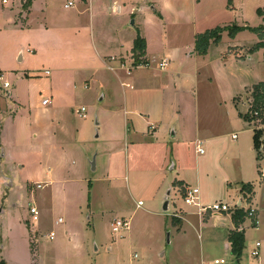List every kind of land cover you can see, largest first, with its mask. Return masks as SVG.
Instances as JSON below:
<instances>
[{
  "label": "rangeland",
  "instance_id": "374dc122",
  "mask_svg": "<svg viewBox=\"0 0 264 264\" xmlns=\"http://www.w3.org/2000/svg\"><path fill=\"white\" fill-rule=\"evenodd\" d=\"M3 1L0 260L5 264H235L212 230L187 224L182 233L177 232V220H182L175 214L182 216L193 206L186 205L183 188L176 189L174 183L183 180L198 187L202 205L210 206L228 190L233 196L236 182L231 189L211 179L199 184V163L207 161L205 172L212 177L234 169L239 144L246 137L254 141L255 131L261 133L264 153V116L246 120L253 91L241 94L245 85L264 80L263 51L250 60L228 54L230 46L251 45L257 37L244 32L232 44L224 34L208 59H188L182 69L197 68L199 81L196 84L189 77L177 84L179 115L171 120L169 144L165 141L158 151L136 155L124 150L112 155L107 149L102 131L115 107L113 92L108 90V99L101 100L106 91L85 72L93 61L85 46L109 35L128 43L146 32L157 48L161 45L156 40L164 36L170 47L188 43L193 32L219 26L258 27L262 21L256 10L264 7V0H233L231 6L229 0H33L27 14L32 0ZM69 2L74 5L65 8ZM21 12L24 20L17 23ZM243 49L247 48L240 47L237 54L245 55ZM22 50L25 61L20 58ZM77 68L81 73L64 85L70 74L60 75V69ZM5 83L10 87L4 88ZM44 99L51 103L43 106ZM82 108L85 117L79 115ZM115 127L126 142L125 131L118 130V124ZM172 132L178 138L170 137ZM211 134L220 137V146L205 144L204 154L197 153L195 138L203 140ZM170 188L173 193L168 198ZM166 200L171 203L169 210H164ZM33 207L39 210L37 222L30 212ZM120 219L129 222V229L114 234L113 224ZM191 220L195 223L196 217ZM244 227L242 264H249L257 238L249 219Z\"/></svg>",
  "mask_w": 264,
  "mask_h": 264
},
{
  "label": "crops",
  "instance_id": "0c3cea01",
  "mask_svg": "<svg viewBox=\"0 0 264 264\" xmlns=\"http://www.w3.org/2000/svg\"><path fill=\"white\" fill-rule=\"evenodd\" d=\"M3 2L7 3L6 0H4ZM229 4L230 6L233 5V0H229ZM32 6L33 0L30 2V7L25 11V14L31 11ZM258 9L259 8H257V10ZM117 12L118 14L121 13L120 7H118ZM156 12H158V15L160 17L162 16L161 12H159L158 10H156ZM23 14L24 12L19 13V19L17 20V23H20V20H24ZM258 18L262 21L259 26H264L263 18L259 16ZM21 24L27 25L26 23ZM240 27L252 26L243 25ZM244 32L237 34L235 38L229 37L231 39V43L233 44L234 41H237L240 35ZM249 33L255 35L257 37V41L251 45L230 46L228 54H234L236 59L245 57L241 60H245L247 58H249L250 60L252 59L254 54L259 53L260 51H263L264 55V49L252 52L253 47L258 42H260V39L256 34L252 32ZM139 34L146 40L147 48L145 55L146 58L151 62V67L149 68H135L132 71H128L126 68L121 67V63L131 62V58L133 56L134 41L138 35L128 43L122 42L123 40L119 38L115 39V35H109L108 37H104V39H99L97 41L98 44L95 40L91 39L90 43L88 42L85 46L86 51L89 52L90 57H92L91 59L93 60L92 65L88 66L85 69V72H87L89 76L92 77L91 79L93 80V82L96 85H99L102 91H106V95H104L101 100L108 99V90L113 92V94H111V102L115 103V107L110 111L111 116H108L105 119V130L102 131L105 135L104 139L106 140L108 146L107 149L111 152L112 155H117L121 150H124L125 154L128 155L150 153L153 150H159V147L163 145V142L167 141L166 137H168L171 120L178 118L179 115V111H177L176 109V107H179V103L175 102L177 99H180V97H177V84L179 82L186 81L189 77H193L194 79H196V84H198L199 81L198 69L196 68L192 72L185 71L182 69L184 67V64L188 59L196 56H199V58H202L203 60L208 59L211 49L219 45L223 40L224 34L228 35V32L226 31L222 34V40L219 44L212 43L210 45L208 53L205 56H201L195 51V39L196 36L201 33L193 32L192 38H190L188 43L185 42L179 44L178 46L170 47L168 46L169 39L166 36L161 37L159 40H156L159 41V44L161 45V47L159 48H157L156 44H154L155 39L148 36L146 32ZM240 47L247 48L240 51H246L245 55L237 54V52L240 50ZM91 50L94 51V55H92V53L90 52ZM28 53L33 54V51L29 50ZM21 54L23 57L21 61H25L23 50ZM223 60H225V57H223ZM162 62H166V64L163 68H160L159 64ZM172 65H174V67H172ZM110 67L112 68V70L110 69ZM67 71L70 75L68 80L64 82V85L66 83L70 85L72 79H76L75 76H78V73H81L80 68L74 70L60 69L59 72L61 75ZM71 73H73V77L71 76ZM49 75L50 73L47 76ZM25 77L28 78L30 77V75L28 74ZM74 82H76V80ZM261 82H264V80L245 85L244 90L241 94H245V92L247 90L249 91L250 89L251 91H253L254 87ZM64 89L65 87H62L57 91V102L60 101L62 97L61 92ZM236 98L233 100V103H236ZM250 99L252 100V98ZM48 100L50 104L51 99ZM248 103V101L244 102L247 108H249ZM79 115L85 117V115L82 114L81 111L79 112ZM116 124L119 125L118 130L125 131L124 134L126 137V142L122 143L123 137L119 133H117V129L115 127ZM170 137L178 138V133L172 132ZM233 139L238 140V136L236 138H234L233 136ZM220 140L221 139L218 135L211 134L205 137L203 140L195 138L194 141L196 146L200 141L201 147L205 144H210L212 147L218 148L221 144ZM166 143H168V141ZM241 143L244 144L241 145ZM241 143L239 144L240 150L236 158L238 162L237 166L234 169L225 171L221 176H218L216 173L214 174V177L206 174L205 163L207 161H203L202 164L204 167H202V164L199 163V174L197 180L199 184L206 183L211 179L220 182L222 187L225 186L231 189L232 183L236 182L235 188L232 189V191L234 192L233 196H230V192L228 190V192L225 193V196L222 199L215 201L230 204V212L221 214H212L211 212L199 213V209L193 206L191 210H185V214L182 216L178 215L177 213L175 214L176 217H179L182 220L179 230L177 228L176 229L178 233H182L187 224H191L195 227V229L199 230L200 228H203L204 230L210 229L212 230L215 238H220L224 241V250L226 252H229V233L232 230H236V227L232 220L233 213L238 209L249 211V209L252 208L256 212V218L258 221V225L254 227L253 230L257 238L255 246L257 243H260V255L259 257H253L251 255V250L250 255L252 258V262H250L249 264H264V153H261V159H258V153H256L254 147V141L253 139H250V137H246ZM259 173H261L262 175L261 178L258 177ZM4 180L6 181L5 184H7L8 178H4ZM181 182H183L185 190L186 188L191 187L187 182L183 180ZM244 185H250L253 192L251 194L245 193V191L243 190ZM176 189L179 188L177 187ZM170 191L171 194L168 196V198L171 197L173 188H170ZM140 203L142 204V201H140L139 204ZM170 205L171 203H169V208ZM235 205H237L239 208L235 209ZM193 216L196 217L195 223L191 220ZM59 220L58 223H60ZM246 221L241 227L245 226ZM240 228H238L239 231ZM244 232L246 247L247 236L245 227ZM242 257L239 263L234 260L235 264H242ZM221 262L224 263L223 261ZM216 263H218V261Z\"/></svg>",
  "mask_w": 264,
  "mask_h": 264
},
{
  "label": "trees",
  "instance_id": "16d2710c",
  "mask_svg": "<svg viewBox=\"0 0 264 264\" xmlns=\"http://www.w3.org/2000/svg\"><path fill=\"white\" fill-rule=\"evenodd\" d=\"M31 2V1H30ZM257 15L259 17L263 18L264 21V8H259L257 10ZM228 32V35L230 38H235L237 34L244 32V31H249L258 36L260 39V42H258L252 49V52L258 51L260 49H264V26H259L256 28L253 27H240L237 25L234 26H227V27H217L212 30H208L204 33L198 34L195 39V51L201 55L205 56L208 53L210 45L213 44H219L222 40V34L224 32ZM146 40L142 38L140 35L137 36V38L134 41V47H133V55L136 60V63H139L141 61H146ZM252 106L250 107L251 109L249 112L244 116L246 120L248 121H255L259 120L264 116V82H261L257 84L252 92ZM259 112L258 117H253L251 112ZM255 140H254V147L255 150L258 153V159H261V147L259 143V137H260V132L255 131ZM174 186H177L180 188L183 192V197H185V187L183 185V182L181 181H176L174 183ZM243 190L247 194H251L253 192L252 187L250 185H244ZM181 192V193H182ZM249 211H245L244 209H238L236 210L233 215H232V220L233 223L236 227V230H232L229 233L228 241L230 244V251L231 254L234 257V260L239 263L243 251L245 249V232L239 231L238 228H240L243 223L246 221L248 218ZM177 223L180 224L181 222L177 220ZM0 264H5V262L0 260Z\"/></svg>",
  "mask_w": 264,
  "mask_h": 264
},
{
  "label": "built area",
  "instance_id": "2783aa9c",
  "mask_svg": "<svg viewBox=\"0 0 264 264\" xmlns=\"http://www.w3.org/2000/svg\"><path fill=\"white\" fill-rule=\"evenodd\" d=\"M74 4L73 2H69L67 5H65L66 8L72 7ZM166 62H162L159 64L160 68H163L165 66ZM121 67L122 68H126L128 71H132L135 68H149L151 67V62L150 60H146V61H141L139 63H136V60L134 58V55L131 58V62H123L121 63ZM110 69L112 70V68L110 67ZM46 74H49V72H46ZM10 85L8 83L4 84V88H9ZM49 104V100L45 99L43 101V105H48ZM251 106H252V101H251ZM250 106V107H251ZM86 109L82 108L81 112H85ZM252 116L254 117H258L259 116V112L255 111L254 113L251 112ZM237 136L234 135V138H236ZM197 152L199 154H204V150L201 147V142L199 141L197 143ZM39 188H42V185L39 184L38 185ZM200 191L198 187H189L186 188L185 190V197H184V201L186 203V205L188 206H194L197 207L199 209V213H207V212H211L212 214H221V213H227L230 212L231 210V205L227 204V203H221V202H216L210 206H203L201 204V200L199 197ZM141 204V203H140ZM235 209H238L239 207L237 205L234 206ZM32 216H33V220L35 222H37L39 220V212L36 208H31L30 210ZM248 218L252 223V227H256L258 225V221L256 218V212L254 209H249V214H248ZM62 220L60 219L59 222H61ZM129 229V222L125 219H120L117 220L114 224H113V232L115 234H122L123 232L127 231ZM244 227L240 228V231H243ZM55 235L52 232L50 234V239H54ZM251 255L253 257H259L260 255V243H257L255 248L252 250Z\"/></svg>",
  "mask_w": 264,
  "mask_h": 264
},
{
  "label": "water",
  "instance_id": "95a60500",
  "mask_svg": "<svg viewBox=\"0 0 264 264\" xmlns=\"http://www.w3.org/2000/svg\"><path fill=\"white\" fill-rule=\"evenodd\" d=\"M132 24H134V22H132ZM21 60H22V54H21ZM95 166H96V163H95V160L92 162V169L94 170L95 169ZM174 166L171 167V169L173 168ZM171 194V191L168 192V196ZM169 203L170 201L169 200H166L165 202V205H164V210H168L169 209Z\"/></svg>",
  "mask_w": 264,
  "mask_h": 264
}]
</instances>
